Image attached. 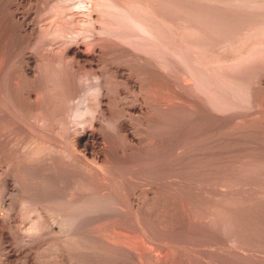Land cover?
<instances>
[{"label": "rangeland", "instance_id": "rangeland-1", "mask_svg": "<svg viewBox=\"0 0 264 264\" xmlns=\"http://www.w3.org/2000/svg\"><path fill=\"white\" fill-rule=\"evenodd\" d=\"M69 1L0 0V264H264V0H140L154 35ZM76 38L93 67L62 59Z\"/></svg>", "mask_w": 264, "mask_h": 264}, {"label": "bare ground", "instance_id": "bare-ground-1", "mask_svg": "<svg viewBox=\"0 0 264 264\" xmlns=\"http://www.w3.org/2000/svg\"><path fill=\"white\" fill-rule=\"evenodd\" d=\"M60 1V0H59ZM64 1V0H63ZM67 1H69V0H67ZM86 1V0H85ZM93 1H95V0H92V1H89V2H92V4H90V5H88V6H86V7H88V8H90L91 7V5H93L94 4V2ZM102 2H103V0H101ZM149 1H153V0H149ZM169 1V0H168ZM62 2V1H61ZM77 2V1H76ZM88 2V1H87ZM95 2H97V1H95ZM142 2H144V4H145V1H142ZM64 3V2H63ZM69 3H70V1H69ZM84 3V2H83ZM98 3H100V4H102L100 1H98ZM98 3H95L96 5H99ZM150 3V2H149ZM153 3V2H152ZM155 3V2H154ZM168 3V2H167ZM30 4H31V2H30ZM78 4V3H77ZM88 4V3H87ZM95 4H94V6H95ZM142 4V5H141ZM143 3H140V0L138 1V0H126V1H121L120 0V2L118 1H116V0H104V3L102 4V7H103V5H105L104 6V8L106 7L107 9L108 8H110L111 9V7H113V8H115V10H117V9H119L121 12H124V14H126V16H127V19H128V16H129V20L131 19V21L133 22L132 24H133V26H134V24L136 25V26H138V28L139 27H141L142 28V30H144L143 32H146V33H148V34H151V35H154L155 33H156V31H154V30H156L155 29V27H153V25L151 24V22H150V18L152 17V16H154L155 17V11L153 10V8H154V4L153 5H148V6H145ZM151 4V3H150ZM157 4V3H156ZM166 4V3H165ZM108 5V6H107ZM159 5V4H158ZM163 5V4H162ZM67 6H68V4H67ZM71 6V5H70ZM100 6V5H99ZM111 6V7H110ZM152 6V7H151ZM160 6V5H159ZM158 6V7H159ZM69 7V6H68ZM72 7V6H71ZM156 7V6H155ZM157 7V8H158ZM161 7V6H160ZM97 8H98V6H97ZM103 8V9H104ZM168 8V7H167ZM167 8L165 9V10H167ZM110 9H108V10H110ZM122 9V10H121ZM169 9V8H168ZM72 10V9H71ZM83 10H85V9H83ZM87 10V9H86ZM92 10H93V8H92ZM91 10V11H92ZM98 10H99V8H98ZM118 10V11H119ZM124 10H126V11H124ZM88 11H90V9L88 10ZM157 11V10H156ZM104 12V11H103ZM109 12V11H108ZM126 12V13H125ZM143 12V14H141ZM160 12H162V10L160 11ZM71 13V12H70ZM80 13V12H79ZM84 13H85V11H84ZM102 13V12H101ZM112 13V12H111ZM163 13V12H162ZM99 14V13H98ZM118 14V13H117ZM159 14V13H158ZM72 15H76V14H72ZM80 15V14H79ZM81 15H82V13H81ZM144 15V16H143ZM160 15V14H159ZM26 16V15H25ZM93 16V15H92ZM156 16H158V15H156ZM162 16V15H161ZM70 17V16H69ZM89 17H91V16H89ZM88 17V18H89ZM97 17V16H96ZM124 17V16H123ZM153 17V18H154ZM25 18V17H24ZM94 18H95V16H94ZM126 18V17H125ZM152 18V19H153ZM155 18H157V17H155ZM154 18V19H155ZM159 18V17H158ZM167 18V17H166ZM94 20V19H93ZM98 20V19H97ZM157 20V19H156ZM89 21V20H88ZM92 21V19L90 20V22ZM153 21H155V20H153ZM152 21V22H153ZM167 21V20H166ZM83 22V21H82ZM159 22H161V20L159 21ZM29 24L27 23V26H28ZM89 25V24H88ZM160 25V24H159ZM164 25V24H163ZM162 25V26H163ZM135 26V27H136ZM158 26V25H157ZM161 26V25H160ZM161 26V27H162ZM170 26V25H169ZM159 27V26H158ZM166 27H167V25H166ZM160 28V27H159ZM140 30V29H139ZM159 31V30H158ZM157 31V32H158ZM166 31V30H165ZM162 33V32H161ZM158 35V34H157ZM149 37H152V36H149ZM156 36H154L153 38H155ZM207 37V36H206ZM229 37V36H228ZM79 38V37H78ZM157 38V37H156ZM171 38V37H170ZM178 38V37H177ZM189 38H191V37H189ZM70 39V38H69ZM68 39V40H69ZM77 39V38H76ZM196 39V38H195ZM246 39V38H245ZM71 40H72V38H71ZM174 40V39H173ZM206 40V39H205ZM201 41V40H200ZM207 41V40H206ZM206 41H204L203 43H205ZM227 41V40H226ZM230 41V40H229ZM164 42V41H163ZM190 42V41H189ZM202 42V41H201ZM201 42H200V44H201ZM167 43V42H166ZM89 44H91L90 42H89ZM197 44H198V42H197ZM205 44H207V42L205 43ZM93 45V44H92ZM201 45H203V44H201ZM94 46H95V44H94ZM206 46V45H205ZM227 46V45H226ZM225 46V47H226ZM229 46V45H228ZM93 47V46H92ZM94 48V47H93ZM188 48V47H187ZM186 48V49H187ZM197 48H199V47H197ZM202 48V47H201ZM169 49V48H168ZM237 49V48H236ZM259 49V48H258ZM263 49V48H262ZM238 50V49H237ZM195 51V50H194ZM261 51V50H260ZM200 52H202V51H200ZM259 52V51H258ZM264 52V51H263ZM262 52V53H263ZM33 54V53H32ZM178 54V53H177ZM264 54V53H263ZM62 59L63 60H66L67 62L70 60V62H72L73 64H76V65H78L79 67H81V68H88V67H93V65L99 60V58H100V56H102V49H97V48H94V49H89L88 48V46H87V44H84V43H82L81 42V40L80 41H78V39H77V41H75L74 40V44H72V46H70L69 48H67L66 50H63V52H62ZM38 56V55H37ZM37 56H35V54L34 55H31V54H27L26 55V65L24 66V68L22 69L23 70V72H24V74L28 77H33V78H35V76L37 77V74H35V73H38V72H40V71H38V72H36V69H33V65L35 64V63H37L38 62V59H37ZM200 57V56H199ZM257 57H258V55H257ZM263 58H264V56H263ZM258 59V58H257ZM24 61V62H25ZM37 61V62H36ZM259 61V60H258ZM257 61V62H258ZM263 61V60H262ZM261 61V62H262ZM40 62V61H39ZM71 63V64H72ZM198 63V62H197ZM200 63V62H199ZM254 63V62H253ZM260 63V62H259ZM262 63H264V61L262 62ZM72 64V65H73ZM117 67V66H116ZM116 70H117V73H120V72H122L123 71V68L121 69V68H116ZM195 71H196V69H195ZM211 71V70H210ZM213 72H214V70H212ZM260 72H262L261 70H260ZM215 73V72H214ZM196 74V73H195ZM194 74V75H195ZM220 75V74H219ZM223 75V74H222ZM263 75V74H262ZM197 78H198V76H197ZM220 78H221V76H220ZM200 79V78H199ZM257 79V78H256ZM194 80V79H193ZM203 80V79H202ZM202 80H200V81H202ZM221 80V79H220ZM98 81V80H97ZM209 81H211V80H209ZM224 81V80H223ZM227 81V80H226ZM264 81V80H263ZM192 82V81H191ZM220 82V81H219ZM253 82V81H252ZM257 82H259L260 83V80H257ZM256 81L255 82H253V83H255V84H257V87H256V89H259V90H261L262 91V89L264 88V87H262V89H260L259 87L261 86L259 83H257ZM104 83V82H103ZM102 82H98L96 85H97V90H98V92L101 94L102 93V91H103V89H104V84H103ZM131 84H132V86L134 87V86H136V82L135 81H132L131 80V82H130ZM262 83V82H261ZM197 84V83H196ZM202 84V83H201ZM224 84V83H223ZM227 84V83H226ZM258 84H259V86H258ZM95 85V86H96ZM185 85V84H184ZM191 85V84H190ZM189 85V86H190ZM203 85H205L204 84V82H203ZM233 85V84H232ZM263 85V84H262ZM253 87H252V89L253 88H255L254 87V85H252ZM256 86V85H255ZM264 86V85H263ZM187 87V86H186ZM198 87V86H197ZM202 87V86H201ZM229 87V86H228ZM251 87V86H250ZM189 88V87H188ZM251 89V90H252ZM198 90V89H197ZM203 89H201V91H202ZM250 90V89H249ZM253 90H255V89H253ZM252 90V93H250V95L252 94V98H255L256 97V93H255V91H253ZM204 91V90H203ZM210 91H211V89H210ZM219 91V90H218ZM263 91H264V89H263ZM31 92V91H30ZM104 92V91H103ZM177 92V91H176ZM251 92V91H250ZM88 93L89 92H86V94L83 96V98L80 100V102L77 104V106L75 107V109H74V111H73V115H74V117L75 118H77L78 119V121H80V119L82 118H84V117H87V115L88 114H91L92 113V111H93V108L89 105V96H88ZM264 93V92H263ZM207 94V93H206ZM258 91H257V96H258ZM36 95V94H35ZM99 95V94H98ZM213 95V94H212ZM211 95V96H212ZM39 96V95H38ZM215 96V95H214ZM261 96V95H260ZM100 97V96H99ZM102 97V96H101ZM38 98V97H37ZM211 98H213V97H211ZM216 99V98H215ZM40 100V99H39ZM213 100H214V98H213ZM101 102H100V105H99V107L101 108V111H103L104 112V110H105V106H104V102H103V100L101 99L100 100ZM221 101V100H220ZM220 101H217V102H220ZM226 101V100H225ZM36 102V101H35ZM214 103V102H213ZM215 104V103H214ZM217 104V103H216ZM221 104H222V102H221ZM218 105V104H217ZM3 106V105H2ZM219 106V105H218ZM226 106V105H225ZM231 106V105H230ZM223 108H224V106H222ZM199 108V107H198ZM226 108V107H225ZM233 108V107H232ZM39 109V108H38ZM214 109V108H213ZM216 109H218V107L216 108ZM216 109H214V110H216ZM219 109H220V107H219ZM226 109H228V108H226ZM221 110V109H220ZM230 109H228V111H229ZM232 110V109H231ZM2 111V112H1ZM213 111V110H212ZM222 112V111H221ZM220 112V113H221ZM226 112V111H225ZM230 112V111H229ZM0 122L2 121L1 119H3V120H5V121H2L3 123L1 124L0 123V127H1V125H2V127H1V130H0V142H1V144H3V145H5V146H7V145H10L9 144V139H11V135H12V133H13V131L15 130V129H13V131L11 130V128H9V125L11 124V122H12V118L10 119V117H9V115L10 114H8V111L6 110V109H4V108H2V109H0ZM224 113V112H223ZM228 113V112H227ZM226 115V114H225ZM216 116V115H215ZM222 116V115H221ZM220 116V117H221ZM232 116V115H231ZM233 117V116H232ZM39 118V117H38ZM37 118V120H39ZM40 119H41V117H40ZM81 119V121H83ZM86 119V118H85ZM84 119V124L86 125V122H87V120H85ZM227 119V118H226ZM11 120V121H10ZM81 121H80V123H81ZM238 123V122H237ZM13 124V123H12ZM20 124V123H19ZM38 124H39V122H38ZM12 126H14V124L12 125ZM12 126H10V127H12ZM18 126V125H17ZM92 126V125H91ZM21 127H22V125H21ZM13 128V127H12ZM15 128V127H14ZM18 128H19V126H18ZM18 128H16V129H18ZM83 128V130L81 131V133H79L78 134V132L76 133V135H75V137H74V139H72V145L75 147V148H79V147H84L85 148V151L86 152H89V151H92L93 149H94V147H95V142H96V140L99 138L98 137V134L94 131V130H91V129H89V128H87L86 126H84V127H82ZM21 129V128H20ZM19 130V129H18ZM17 130V131H18ZM16 133V132H15ZM74 135V134H73ZM39 137V136H38ZM14 139V138H13ZM42 143V142H41ZM40 143V144H41ZM33 144H34V142H33ZM32 144V145H33ZM37 145H38V143H36ZM36 145V146H37ZM39 146V145H38ZM72 146V147H73ZM34 147V146H33ZM35 148V147H34ZM41 148V147H40ZM96 149V148H95ZM106 150V149H105ZM96 152V151H95ZM105 152V151H104ZM99 153V152H98ZM33 154H34V152H33ZM87 156V155H86ZM36 157V156H35ZM43 157V156H42ZM104 157H105V155L104 156H99V155H97V158H96V160H95V163L96 164H98V160H102V159H104ZM37 158V157H36ZM98 159V160H97ZM34 160V159H33ZM101 162V161H100ZM103 163V162H102ZM39 168V167H38ZM6 185V184H5ZM12 186V185H11ZM6 191V190H5ZM3 199V198H2ZM5 199V198H4ZM25 200V199H24ZM27 202H29V201H27ZM87 202V201H86ZM32 206H33V204H32ZM35 206V205H34ZM27 207V206H26ZM40 208V207H39ZM39 208H37L36 207V209H38L39 210ZM32 209H34V208H32ZM35 209V210H36ZM34 210V211H35ZM40 212V211H39ZM43 212V211H42ZM46 212V211H45ZM43 215H38V217H39V222H35L36 224H33L34 226L31 228L33 231L34 230H39L40 228H42V225L44 224L43 223V217H42ZM46 217V216H45ZM36 220V219H35ZM46 220V219H45ZM31 223H33V222H31ZM43 228H46L45 226H43ZM27 230V229H26ZM54 230V229H53ZM13 264V263H12Z\"/></svg>", "mask_w": 264, "mask_h": 264}]
</instances>
